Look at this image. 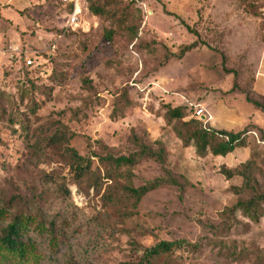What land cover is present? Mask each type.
Instances as JSON below:
<instances>
[{"label":"rangeland","instance_id":"rangeland-1","mask_svg":"<svg viewBox=\"0 0 264 264\" xmlns=\"http://www.w3.org/2000/svg\"><path fill=\"white\" fill-rule=\"evenodd\" d=\"M136 4L120 28L83 8L81 28L57 38L40 69L0 65V209L29 213L45 227L22 264L136 263L146 247L175 239L200 248L175 249L151 264H264V203L257 222L227 214L250 193L235 194L241 178L220 172L249 161L253 187L264 192V109L254 106L264 107V0ZM59 6L51 34L20 40L38 57L66 23ZM164 103L191 107L184 120L202 108L206 127L242 133L244 147L198 156L164 119ZM134 136L152 149L160 143L164 163L144 158L97 180V157L130 154ZM71 151L93 160L81 179L70 170ZM165 172L181 193L165 185L134 204L124 192Z\"/></svg>","mask_w":264,"mask_h":264},{"label":"trees","instance_id":"trees-1","mask_svg":"<svg viewBox=\"0 0 264 264\" xmlns=\"http://www.w3.org/2000/svg\"><path fill=\"white\" fill-rule=\"evenodd\" d=\"M136 2L137 0H85V9L94 16L117 20V28H120L122 25L126 24V20L131 14L130 9L134 5L137 6ZM64 8L66 10L67 18L72 7L70 4H66L64 5ZM133 26L134 25H125V28L130 29L134 34L136 28ZM77 29H65L64 25L53 34L49 45L54 44L55 49L56 45L54 41L57 40L58 35L64 37L67 33L74 32ZM114 31L113 29L106 31L105 38L108 42L111 41ZM20 46L28 49L21 43ZM188 48L189 47L181 50L179 55L182 54L184 50H188ZM37 54L38 52H35L34 62L31 65H25L22 60L13 61L10 65L13 63H22V65L26 68L30 67L32 69H40L45 62L50 60V52L47 50L40 57H38ZM121 97H123L125 102H127L125 93H122ZM254 106L262 110L264 109V107L257 102H254ZM162 108L164 111V119L168 123L171 121L176 123L174 132L181 140L182 145L186 147L191 144L195 148L198 156H203L206 152H210L215 156H224L233 151L235 148L244 147L242 133L240 132L234 133L210 129L204 125L205 123L202 120H199L196 117L184 120L187 115L186 112H189L191 107L187 109L186 105L171 106L169 103H164ZM133 139L136 149L130 154L113 156L106 153L97 157L98 166L95 169L97 180H101L103 178L111 179L113 171H117L119 169H125L127 171L144 158L153 159L160 164L164 163L165 149L160 143H157V149H152L135 136ZM50 140L52 141L53 138ZM92 163V159L79 156L74 151H71L70 170L75 179H81L83 176L88 174L91 170ZM220 172L226 179H232L236 176L241 178V186L238 188H232V191L235 194L244 192L250 193L248 199H238L226 210V213L232 214L234 211L238 210L251 221L257 222L258 218L261 216L260 205L264 203V192H258L253 187L251 163L246 161L237 169H227L222 167ZM165 185H172L176 187L180 193L183 189L182 184L168 172H165L162 176L148 180L137 187L125 185L123 189L126 195L133 200L134 204H137L148 192ZM63 192L68 193V189L65 188ZM9 208L10 207L8 206H4L0 209V264H22L31 256H34L36 247L33 236L34 234L39 235L43 233L45 231V227L35 216L23 212L10 214ZM51 226H53V223L50 225V228ZM205 226L211 230L215 229L212 225ZM228 227L229 225H227L226 229ZM179 248L197 250L200 248V245L197 242L190 243L184 239L160 240L152 246L143 249V253L136 263L123 262L119 264H151L157 256L169 254L173 250Z\"/></svg>","mask_w":264,"mask_h":264},{"label":"crops","instance_id":"crops-1","mask_svg":"<svg viewBox=\"0 0 264 264\" xmlns=\"http://www.w3.org/2000/svg\"><path fill=\"white\" fill-rule=\"evenodd\" d=\"M61 0H0V35L6 42H16L29 33L46 37L53 19L59 13ZM62 4V2H61ZM64 5V4H62ZM9 64L6 55H0V65Z\"/></svg>","mask_w":264,"mask_h":264},{"label":"built area","instance_id":"built-area-1","mask_svg":"<svg viewBox=\"0 0 264 264\" xmlns=\"http://www.w3.org/2000/svg\"><path fill=\"white\" fill-rule=\"evenodd\" d=\"M62 4H70L71 12L68 15L65 23V29H77L81 28V14L82 9L85 8V0H61ZM61 35H58L57 38H60ZM47 50L52 52L54 50V44L48 46ZM5 54L6 58L11 64L13 61L22 60L25 65H31L34 62V54L35 52L30 49H25L20 46V44L16 42H4L0 35V55ZM193 114L196 115V118L203 116L204 112L202 108L197 106L193 107Z\"/></svg>","mask_w":264,"mask_h":264},{"label":"water","instance_id":"water-1","mask_svg":"<svg viewBox=\"0 0 264 264\" xmlns=\"http://www.w3.org/2000/svg\"><path fill=\"white\" fill-rule=\"evenodd\" d=\"M200 119H203V116H201V118Z\"/></svg>","mask_w":264,"mask_h":264}]
</instances>
